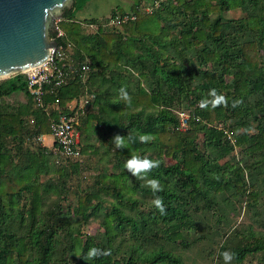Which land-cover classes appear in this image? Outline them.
Masks as SVG:
<instances>
[{
  "label": "trees",
  "instance_id": "trees-1",
  "mask_svg": "<svg viewBox=\"0 0 264 264\" xmlns=\"http://www.w3.org/2000/svg\"><path fill=\"white\" fill-rule=\"evenodd\" d=\"M89 1L75 0L59 21L64 35H51L71 46V74L66 84L46 86L43 107L24 74L0 80V100L29 97L20 108L0 101V264H90L83 255L91 246L111 250L91 264H181L154 238L183 239L186 228L196 227L191 205L197 210L201 199L224 191L226 202L264 195L257 178L264 182V0H139L110 18H77ZM238 9L246 15L228 18ZM126 15L135 18L108 25ZM83 23L95 32L85 33ZM86 92L96 97L78 126L81 158L56 159L53 167V148L35 145L33 137L51 135L53 120ZM181 108L190 114L185 130ZM118 134L123 146L114 140ZM134 155L158 166L135 176L124 166ZM97 156L100 171L65 209L69 181L87 163L82 157ZM52 193L57 198L48 203ZM92 221L99 233L84 231ZM226 250L234 254L230 262ZM216 254L218 264H246L257 254L264 264V233L250 231L234 246L222 242Z\"/></svg>",
  "mask_w": 264,
  "mask_h": 264
},
{
  "label": "rangeland",
  "instance_id": "rangeland-1",
  "mask_svg": "<svg viewBox=\"0 0 264 264\" xmlns=\"http://www.w3.org/2000/svg\"><path fill=\"white\" fill-rule=\"evenodd\" d=\"M137 1L139 0H90L85 8L78 11L75 16L80 19L95 18L101 20L105 17L110 18L113 10L124 9L125 11H129L131 5ZM144 1L148 3L144 5H149L153 2V0ZM245 15L246 14H244L242 10L238 9L236 11H230L227 16L228 18L239 19ZM215 16L216 14H213V17ZM229 78L230 76H225L226 80ZM12 98L13 96H11V100ZM11 100L9 99L8 102L11 103ZM183 107L184 109L189 108L187 106ZM179 110L183 111V108ZM52 141L53 138L49 136L47 143L51 144ZM237 150L238 152L240 151L239 148ZM258 157L259 155L256 156V158ZM55 160L56 158L52 156L51 161L53 167L58 166ZM82 160H86L87 163L84 161L85 164L82 166V172L79 175L73 176L69 181L68 187H70V193L68 199L62 202L65 209H67L69 205L73 206L75 204L77 193L90 185L94 176L98 173V169L100 171V167H102L98 161V156L94 157V159L82 157ZM234 161H237V159L235 158ZM253 174H255V170H249L245 173L247 182H252ZM257 178L259 181L258 189H261V192L264 187V182L260 173ZM229 193L230 192L224 191L223 194H212L206 199H201L199 202L201 208L197 210L194 209V204L191 205L189 207V212L195 220L196 227L192 225V227L186 228L183 239L178 241L168 240L163 233L162 237L159 235L154 238L155 243L157 245L159 243H164L167 250L182 259L181 264H218L220 259L216 252L222 242L231 243L232 246H234L238 240L242 239L250 231L257 232L258 234L264 233V195H261L255 202L247 200L248 202L246 204L245 201L247 198L245 194L237 197L230 196V199L226 202L224 198L229 195ZM49 195L47 199L48 203L57 198L54 193ZM105 197L108 203L114 201V198L111 196ZM147 198L149 199L150 195ZM213 200H215V204ZM47 206L48 205L45 206V209ZM101 230L102 228L99 223L97 221H92L85 227L84 231L89 234H96ZM236 231L239 233L237 234ZM260 258L261 254L249 256L245 263L258 264L260 263Z\"/></svg>",
  "mask_w": 264,
  "mask_h": 264
},
{
  "label": "water",
  "instance_id": "water-1",
  "mask_svg": "<svg viewBox=\"0 0 264 264\" xmlns=\"http://www.w3.org/2000/svg\"><path fill=\"white\" fill-rule=\"evenodd\" d=\"M74 7L75 0H0V79L46 63L59 45L51 37L57 20Z\"/></svg>",
  "mask_w": 264,
  "mask_h": 264
},
{
  "label": "built area",
  "instance_id": "built-area-1",
  "mask_svg": "<svg viewBox=\"0 0 264 264\" xmlns=\"http://www.w3.org/2000/svg\"><path fill=\"white\" fill-rule=\"evenodd\" d=\"M157 6H159V1L155 2V7ZM146 10L152 12L153 7L146 6ZM129 18L134 19L135 15H126L123 18L119 16L112 17L109 20L108 25H119L121 22L129 20ZM59 21L60 20H57L56 27L59 32L56 34V37L64 35V31L59 26ZM91 26L94 27V25ZM52 38L56 40V38ZM70 50V45H68L67 49L58 45L57 49H52V56L46 63L22 73L26 76L29 92L33 96L38 107L44 106L45 88L47 85L51 84L58 87L69 81L71 74L69 70L71 67V58L68 51ZM87 69L88 66H83V70ZM95 97L96 95L94 92H86L80 99H75L68 104L70 110L69 113H60L59 118L53 120L51 125V135L55 139L53 152L57 156V163H62V160L81 158L80 133L78 126L81 124L82 118L89 112V106ZM179 115V129L185 130L188 128L190 114L181 111ZM214 126L218 129H222L223 127L221 124H214ZM226 133L228 132L226 131ZM33 140L36 143L39 142V144H42L45 140V135L40 134L34 136Z\"/></svg>",
  "mask_w": 264,
  "mask_h": 264
},
{
  "label": "clouds",
  "instance_id": "clouds-1",
  "mask_svg": "<svg viewBox=\"0 0 264 264\" xmlns=\"http://www.w3.org/2000/svg\"><path fill=\"white\" fill-rule=\"evenodd\" d=\"M121 94L124 97H129V93L126 91L125 88H121ZM120 136L121 135H116L114 137V140L117 142L118 146H123L120 142ZM149 139V137L147 135H141L140 136V140L146 142ZM158 161L152 160L146 156H139V155H134L131 158H129L126 163H125V167L135 176H140L141 174H143L145 171H147L148 169L158 166ZM158 182L157 181H153V188H157ZM157 206L160 208V211L163 213L164 212V205L160 200L156 201ZM111 250L110 249H105V248H101L98 246H91L87 253L83 255L84 259H86L87 261L90 262L91 264V260L97 256H107L110 255ZM233 253L230 251H224L223 252V258L226 262H230L233 259Z\"/></svg>",
  "mask_w": 264,
  "mask_h": 264
},
{
  "label": "crops",
  "instance_id": "crops-1",
  "mask_svg": "<svg viewBox=\"0 0 264 264\" xmlns=\"http://www.w3.org/2000/svg\"><path fill=\"white\" fill-rule=\"evenodd\" d=\"M83 29L84 32L87 34H91L95 32V30L88 23H83ZM11 96H13L12 100H11ZM9 99L11 100V103L8 102ZM28 99H29L28 95L24 92H21V93H14L10 96L5 97L4 100H0V101L3 102L4 104L10 105L11 107L20 108L21 105L26 104L28 102ZM49 136L53 138L52 135H45V140L42 142V144H39V142L36 143L34 140L32 141L35 143V145H40L51 150L55 144V139L53 138L51 144H48L47 140Z\"/></svg>",
  "mask_w": 264,
  "mask_h": 264
}]
</instances>
